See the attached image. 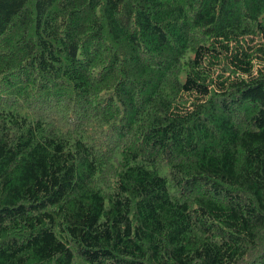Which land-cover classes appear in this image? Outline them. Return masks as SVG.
<instances>
[{
	"label": "trees",
	"instance_id": "16d2710c",
	"mask_svg": "<svg viewBox=\"0 0 264 264\" xmlns=\"http://www.w3.org/2000/svg\"><path fill=\"white\" fill-rule=\"evenodd\" d=\"M0 264H264V0H0Z\"/></svg>",
	"mask_w": 264,
	"mask_h": 264
}]
</instances>
